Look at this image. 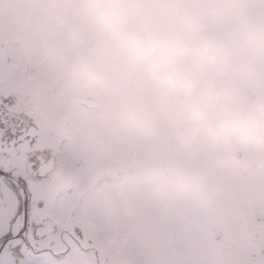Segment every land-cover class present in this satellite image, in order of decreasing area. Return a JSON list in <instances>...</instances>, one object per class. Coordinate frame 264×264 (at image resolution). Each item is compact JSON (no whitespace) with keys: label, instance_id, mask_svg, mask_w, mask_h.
<instances>
[{"label":"clouds","instance_id":"9594fccd","mask_svg":"<svg viewBox=\"0 0 264 264\" xmlns=\"http://www.w3.org/2000/svg\"><path fill=\"white\" fill-rule=\"evenodd\" d=\"M258 0H0L125 169L166 199L219 176L264 180Z\"/></svg>","mask_w":264,"mask_h":264},{"label":"rangeland","instance_id":"374dc122","mask_svg":"<svg viewBox=\"0 0 264 264\" xmlns=\"http://www.w3.org/2000/svg\"><path fill=\"white\" fill-rule=\"evenodd\" d=\"M3 53L12 68L21 66L11 73L19 83L30 80L48 89L52 84L56 87L55 95L62 104L60 114L69 126L61 132L63 162L77 176L78 196L85 192L92 199L88 215L95 235L106 236L108 264L238 261L235 254L240 246L225 251L221 241L215 240V218L222 208L218 199L208 193L204 197L166 199L131 169L126 170L111 146L102 142L104 131L95 120L93 98L69 89L45 64L14 14L0 11V56ZM206 189L212 190L210 184ZM235 205L244 208L241 202Z\"/></svg>","mask_w":264,"mask_h":264},{"label":"snow or ice","instance_id":"6c2138e0","mask_svg":"<svg viewBox=\"0 0 264 264\" xmlns=\"http://www.w3.org/2000/svg\"><path fill=\"white\" fill-rule=\"evenodd\" d=\"M42 124L0 76V264H77L94 254L83 227H65L38 167ZM83 264V262H82Z\"/></svg>","mask_w":264,"mask_h":264},{"label":"flooded vegetation","instance_id":"af4514ba","mask_svg":"<svg viewBox=\"0 0 264 264\" xmlns=\"http://www.w3.org/2000/svg\"><path fill=\"white\" fill-rule=\"evenodd\" d=\"M249 7H264V0L250 3ZM3 56L6 57L5 53L0 56V60L4 61L0 62L3 82L9 79L16 82L21 106L29 110L42 124L39 146L43 152L38 157V167L43 174L49 200L60 202L65 227H83L92 241L94 254L78 255L77 264H108V246L102 238L95 235L93 220L88 215L91 198H87L85 192H82L83 196H78L77 176L72 175L62 162L61 132L69 126L66 119L61 117L62 104L55 95L56 87L52 84L48 89L46 85L39 86L30 80L19 83L12 78L9 63ZM210 186L212 190L205 189L201 196L208 193L218 199V204L222 207L215 218L218 227L216 242L221 241V245L225 243L232 250L240 246L241 249L235 254L238 261L234 264H264V180L222 175L214 178ZM239 202L244 204V208L235 205Z\"/></svg>","mask_w":264,"mask_h":264}]
</instances>
